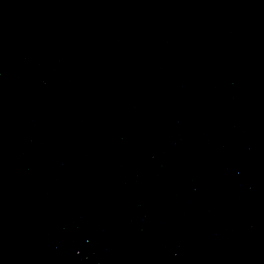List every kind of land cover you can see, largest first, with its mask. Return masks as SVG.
I'll use <instances>...</instances> for the list:
<instances>
[{
	"label": "water",
	"instance_id": "1",
	"mask_svg": "<svg viewBox=\"0 0 264 264\" xmlns=\"http://www.w3.org/2000/svg\"><path fill=\"white\" fill-rule=\"evenodd\" d=\"M0 264H264V0H0Z\"/></svg>",
	"mask_w": 264,
	"mask_h": 264
}]
</instances>
